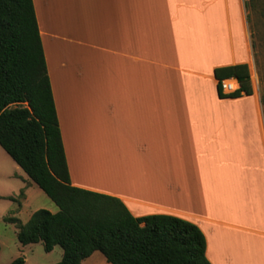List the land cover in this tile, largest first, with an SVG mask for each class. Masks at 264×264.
Returning <instances> with one entry per match:
<instances>
[{"label":"crops","instance_id":"0c3cea01","mask_svg":"<svg viewBox=\"0 0 264 264\" xmlns=\"http://www.w3.org/2000/svg\"><path fill=\"white\" fill-rule=\"evenodd\" d=\"M32 1L71 186L134 217L195 224L211 264H264V116L245 1ZM238 64L253 94L219 98L214 71ZM24 182L0 198L28 202L37 186Z\"/></svg>","mask_w":264,"mask_h":264},{"label":"trees","instance_id":"16d2710c","mask_svg":"<svg viewBox=\"0 0 264 264\" xmlns=\"http://www.w3.org/2000/svg\"><path fill=\"white\" fill-rule=\"evenodd\" d=\"M214 76L219 98L253 94L246 64ZM227 78L239 89L224 95L219 82ZM0 148L58 209L36 210L24 224L7 219L22 246L42 243L46 253L60 247L56 264H83L95 252L108 264H211L195 224L162 214L134 217L114 197L71 186L32 0H0ZM24 263L20 257L10 264Z\"/></svg>","mask_w":264,"mask_h":264},{"label":"rangeland","instance_id":"374dc122","mask_svg":"<svg viewBox=\"0 0 264 264\" xmlns=\"http://www.w3.org/2000/svg\"><path fill=\"white\" fill-rule=\"evenodd\" d=\"M244 1L247 4V20L256 69V75L253 74L252 78L253 85L255 91L260 95L264 116V0ZM26 179L24 172L15 170V164L0 148V194H9L10 186L15 188V184L17 186L25 184L24 180ZM15 198V201L0 198V264H10L20 257L27 260L26 264H56L60 262L62 258L60 247H54L51 252L46 253L42 243L22 246L16 239L18 232L16 226L7 221L11 216H14L26 223L30 214L39 209L56 213L58 209L55 204L35 186L30 190L28 202L22 203L23 195L21 197L16 195ZM21 203L22 209L18 212L17 209ZM85 264L108 263L99 252H95L85 261Z\"/></svg>","mask_w":264,"mask_h":264},{"label":"built area","instance_id":"2783aa9c","mask_svg":"<svg viewBox=\"0 0 264 264\" xmlns=\"http://www.w3.org/2000/svg\"><path fill=\"white\" fill-rule=\"evenodd\" d=\"M219 87L222 94L229 95L239 89V83L234 78H227L220 80Z\"/></svg>","mask_w":264,"mask_h":264}]
</instances>
